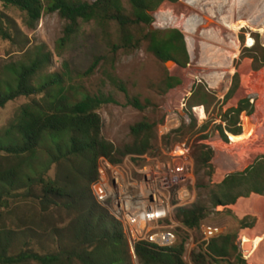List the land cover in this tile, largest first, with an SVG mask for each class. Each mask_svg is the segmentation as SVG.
I'll list each match as a JSON object with an SVG mask.
<instances>
[{
	"label": "trees",
	"instance_id": "1",
	"mask_svg": "<svg viewBox=\"0 0 264 264\" xmlns=\"http://www.w3.org/2000/svg\"><path fill=\"white\" fill-rule=\"evenodd\" d=\"M165 1L0 0V7L20 12L23 25L30 31L37 28L44 13L58 14L65 22L63 37L56 44L59 53L78 35L81 22L94 24L109 51L104 58L105 76L111 86L127 94L125 84L113 73L118 53H132L147 44L148 52L164 64L174 62L186 68L190 62L182 32L151 30L152 14ZM177 28L185 33L183 28ZM20 36L23 35L13 20L0 12V40L17 44ZM248 45H252L251 39ZM21 51L24 52L23 47ZM242 57L252 60L254 71L264 68V47L260 40L256 39L253 47L244 48ZM232 61L233 58L225 72ZM50 62L51 53L44 47H35L0 73V111L11 102L29 100L0 131V219L8 218L11 222L10 226L0 228V264H187V237L180 232L199 229L209 217V206L201 197L190 207L174 212L181 228L173 247L159 249L140 243L135 247L134 258L122 225L98 203L93 191L98 182L99 159L120 164L127 156L151 153L158 139L157 125L147 120L133 125L131 143L117 148L103 136L99 114L104 106L115 103L114 99L102 91L90 93L78 84L99 66V60L90 71L78 76H73L68 66L63 73L45 75L43 71ZM179 85L181 80L166 71L161 82L164 94ZM240 86V75L236 72L222 102L203 83L193 86L186 103L190 123L187 125L185 121L174 133L188 134L193 139L196 177L201 173L208 176L213 171L214 152L202 142L219 134L225 143H229L230 137L234 147L241 141H249L257 130L255 120L249 129L256 112L250 98L225 109ZM129 104L140 111L146 109L137 98L129 100ZM212 114L214 117L208 120ZM252 195L264 197V155L244 170L228 175L215 187L210 200L213 208L223 207L232 215L228 207ZM21 202L30 205L29 215L24 217L13 207ZM59 211L68 214L60 229L47 222L48 215ZM249 212L254 211L245 214ZM256 222V217L246 216L239 220L238 231L230 230L208 244L200 242L191 254V261L247 264L238 249V233L241 229H253ZM20 237L25 240V248L16 251Z\"/></svg>",
	"mask_w": 264,
	"mask_h": 264
},
{
	"label": "rangeland",
	"instance_id": "2",
	"mask_svg": "<svg viewBox=\"0 0 264 264\" xmlns=\"http://www.w3.org/2000/svg\"><path fill=\"white\" fill-rule=\"evenodd\" d=\"M180 3L181 6H161L153 13L154 22L151 30L182 32L190 58L188 66L182 68L177 64L168 65L160 62L148 52L147 44H143L140 49L132 53L120 52L115 57L113 73L123 81L127 94L111 86L105 76L104 58L109 55V51L99 29L94 24L81 22L80 32L75 39L61 53L56 50L57 42L63 37L65 25L56 13H44L37 28L30 31L23 25V16L20 12L0 7V12L12 19L23 35L18 38L17 44L0 40V73L3 69L7 71L10 66L17 64L25 52L35 47H44L51 53V62L43 71L45 75L63 73L65 66H68L73 76L82 75L90 71L99 60V66L90 76L82 78L78 84L84 86L90 93L105 92L115 101L99 111L103 122V136L117 148H122L131 143L130 128L147 120L157 125L158 139L154 143L152 154L160 157L164 151L173 146L183 145L193 158L196 146L191 136L174 133L185 124V121L187 125L190 123L186 103L192 95L193 86L203 83L222 102L231 87L232 77L238 72L241 86L225 109L236 106L243 98H250L251 102L255 103L256 112L251 118L252 124L249 129L252 128L255 120L257 130L249 141L234 143V147L230 137L229 143H225L219 134L201 143L211 147L214 152L211 174L203 176L201 173L196 177L197 197L207 202L210 215L199 229L182 230L180 235L187 237L185 254L187 263L188 258L191 259L192 252L200 244L202 226L219 228L224 234L230 230L238 231L239 220L246 216L256 217L257 222L253 229L239 230L237 245L247 264H257L255 254L264 241V233L258 234L259 213L261 221L262 213L243 207L241 203L238 206L236 204L228 207L232 215L228 214L223 207L213 208L210 194L228 175L244 170L253 164L257 157L264 155V125L261 129L259 114L257 115V109L259 110V106L264 102V68L254 71L252 60L242 57L243 49L253 47L256 39H259L264 47V0H179L178 4ZM167 11H170L168 15L171 17L168 22L162 24L157 15ZM177 27L183 28L186 36L183 30ZM202 27L206 30H200L203 29ZM249 39L252 40L251 46L248 45ZM21 47L24 48V52L21 51ZM231 58H233L231 68L225 72ZM246 70H249V76ZM166 71L170 76L179 78L181 85L164 94L161 82ZM134 98L145 105L146 109L140 111L130 105L129 100ZM27 102L28 99L22 98L9 103L0 111V131L12 120L16 110ZM212 117L213 114L209 115L208 120ZM172 123H178V128L170 130L168 127ZM199 179H202L200 181L202 188H199ZM255 197L264 202V197L256 195L244 200L250 201ZM13 207H16L20 217L29 215V203L21 202ZM248 211L254 212L245 214ZM47 218V222L53 223L60 229L68 219V214L59 211L51 213ZM3 225L10 226V220L4 217L0 219V228ZM24 241V238H19L16 251L25 248ZM41 241L45 242L44 239Z\"/></svg>",
	"mask_w": 264,
	"mask_h": 264
},
{
	"label": "built area",
	"instance_id": "3",
	"mask_svg": "<svg viewBox=\"0 0 264 264\" xmlns=\"http://www.w3.org/2000/svg\"><path fill=\"white\" fill-rule=\"evenodd\" d=\"M168 128H178V123ZM96 185L102 190V195L95 193L98 203L122 225L134 258L140 243L173 247L181 228L174 212L190 207L197 198L194 159L183 145L160 157L152 152L127 156L120 164L100 158ZM221 234L219 228L202 226L200 242L208 244ZM187 264L194 263L188 258Z\"/></svg>",
	"mask_w": 264,
	"mask_h": 264
},
{
	"label": "bare ground",
	"instance_id": "4",
	"mask_svg": "<svg viewBox=\"0 0 264 264\" xmlns=\"http://www.w3.org/2000/svg\"><path fill=\"white\" fill-rule=\"evenodd\" d=\"M218 1V0H217ZM233 9V8H232ZM231 9V10H232ZM183 10V9H182ZM163 11V10H162ZM225 11V10H224ZM170 11H167V12H161L159 13L157 16L158 18L161 20L162 24L166 23L169 21L171 15H168ZM216 21V20H215ZM219 21V20H218ZM207 27V26H206ZM209 31V30H208ZM207 32V31H206ZM205 33V32H203ZM203 35V34H202ZM203 38H204V35H203ZM258 120L259 122L261 123V129L263 128V125H264V102L261 103V105L259 106V113H258ZM250 145V144H249ZM241 203L243 207H246V208H249V209H252V210H255L257 212H261L262 215H263V218H262V221L260 222V224L258 225V227L260 226L259 228V233H264V202L262 203V200H258V197H255L254 199H251L250 201L249 200H242L240 201V203L238 205H240ZM237 205V206H238ZM236 207V206H235ZM244 208V209H246ZM257 227V228H258ZM257 234V235H258ZM256 236V235H255ZM253 236V237H255ZM256 258V263L257 264H263L264 262V241L262 242L261 246L259 247L257 253L255 254ZM254 260V261H255ZM263 260V261H262Z\"/></svg>",
	"mask_w": 264,
	"mask_h": 264
},
{
	"label": "water",
	"instance_id": "5",
	"mask_svg": "<svg viewBox=\"0 0 264 264\" xmlns=\"http://www.w3.org/2000/svg\"><path fill=\"white\" fill-rule=\"evenodd\" d=\"M179 3V1L177 2V3H172V2H170V1H168V0H166L161 6H181L182 4L180 3V4H178ZM178 4V5H177ZM160 6V7H161ZM203 28V27H202ZM206 30V28L204 27L203 29H200V30ZM199 30V31H200ZM168 65H170V64H175L174 62H168L167 63ZM93 190H94V192L97 194V195H102V190H101V188L98 186V185H96V186H94L93 187Z\"/></svg>",
	"mask_w": 264,
	"mask_h": 264
},
{
	"label": "crops",
	"instance_id": "6",
	"mask_svg": "<svg viewBox=\"0 0 264 264\" xmlns=\"http://www.w3.org/2000/svg\"><path fill=\"white\" fill-rule=\"evenodd\" d=\"M246 73H247L248 76H249V70H246ZM258 113H259V110L257 111V115H258Z\"/></svg>",
	"mask_w": 264,
	"mask_h": 264
},
{
	"label": "clouds",
	"instance_id": "7",
	"mask_svg": "<svg viewBox=\"0 0 264 264\" xmlns=\"http://www.w3.org/2000/svg\"><path fill=\"white\" fill-rule=\"evenodd\" d=\"M95 186H96V184H95ZM94 191V190H93ZM94 195H95V192H94Z\"/></svg>",
	"mask_w": 264,
	"mask_h": 264
}]
</instances>
